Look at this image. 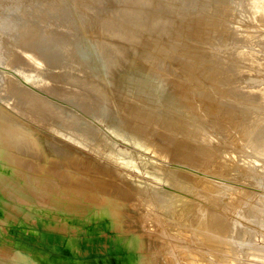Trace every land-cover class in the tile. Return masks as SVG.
<instances>
[{
    "label": "rangeland",
    "instance_id": "1",
    "mask_svg": "<svg viewBox=\"0 0 264 264\" xmlns=\"http://www.w3.org/2000/svg\"><path fill=\"white\" fill-rule=\"evenodd\" d=\"M127 1L126 0H0V131H1L0 132V165L4 164L7 166H11V163H9L6 160V155L10 156L13 166H15V164H16V160H14L15 158L19 161H27V162L31 161L35 158L36 162H39L43 165H45V164L49 165L52 163L50 161V159L58 158L60 154H66L68 152H70L71 154H77V153L79 155L81 154L82 157L84 156L83 158L90 161L92 159V154H90V152H89L90 150L88 149V145L86 146L85 142H87V140L82 138V139H78V141H77L78 137L76 134H74L77 132L82 133L84 135H87L86 137L88 138L89 133H90L89 138H91V137L92 138L91 139L88 138L89 140H88L87 144L91 145V144H95V143L97 144V143L101 142L102 144L107 143L106 145L108 146L109 149H112L113 147H114L113 150L114 149L115 150L120 149L119 151H121V153H122L121 154L122 158L119 159V162L124 167L127 165L126 169L128 170V172L123 170V168H121V169L119 168V170L121 172H123L124 174L126 173L127 177L133 176L130 178L131 179H133V178L138 179V181L143 185V187L148 189V191H149V188L151 186H154V187H157L159 190H161L163 188V189L169 191L168 194H172L169 196H173V192H175L174 195L179 194V193H180L179 195H181V196L187 195L186 197L191 198L195 201H199L200 205L202 206V207L200 206L202 208V211L208 210L209 213H211L210 216H207V219L210 218L211 220H219V223L223 224V229H222L223 233L224 234L227 233L225 235L226 240H225V242H223V241L220 242L221 243L220 245H218L219 244L218 243L217 246H215L216 249H215V247H213L214 251L212 249H209L211 247H205V246L202 247V245L195 244V243H197L195 236H191V243L188 241H182L179 244L180 246L187 248L186 250H184L185 253L186 252L189 253V252L193 251L191 253L192 254L191 257L192 256L193 257L190 259L195 261L196 264H264V144H263V142H264V110H261V109H264V102H263L264 100H262L264 98L263 97L264 96V90H263L264 89V87H263V84H264V36H262V35H264V30L262 31V29L261 30L259 29V28H262L261 25H263V27H264V7H262V6H264V3L261 2L263 0H251V1L250 0H246V1L245 0H226V1L224 0L223 2H222V0H215V2H214V0H209V1L208 0H134V1L133 0H127ZM218 1L220 3H218ZM227 2H229V3H227ZM221 3H223L222 6H224V8L221 6ZM224 3H226V4L224 5ZM170 4L172 7L170 6ZM213 4H215V5L217 4L216 5L217 7L219 6V8H217V9H218V11H221V13L217 12V9H216V7H214L215 5H213ZM228 4H231V5H228ZM165 6H167V7H165ZM212 6L214 7V9ZM228 6L230 9L232 7L233 10L232 9L229 10V8H227ZM234 6H235V8H234ZM253 6H254V8H253ZM210 7H212V8H210ZM257 7H259V8H257ZM170 8H171V10H170ZM173 9H174V11H173ZM212 9L214 10V14H213V11H211L212 13L210 12V10H212ZM215 9H216V11H215ZM225 9L227 10V12L225 11ZM85 10H86V12H85ZM199 10H201V11H199ZM253 11H255L257 14L256 13L254 14ZM258 11L261 13H259ZM183 12H185V13H183ZM187 12H189V13H187ZM215 12H217V13H215ZM223 12H225L224 15H223ZM229 12H231V13H229ZM251 12H253V13H251ZM176 13H177V15H176ZM208 13L210 14V16L213 15L212 16L213 18L210 16L208 17V15H209ZM227 13H228V15H226ZM191 14L193 15V18H192L193 20L191 18L189 19V17H188V16L192 17ZM195 14L199 15V17H202V20L204 19V21H202V22H203V24H205V23L207 24V25L205 24V27L209 26V28H207V30L209 32H211L213 30L212 33L215 35H213L212 33H210V34L213 35V38L215 37L214 38L215 40L213 39L214 43L211 40L212 36L209 33H207L208 31L206 32L207 35L205 34V37H203L205 40L201 39L200 42H199V40L196 41L197 39H195L192 36L191 32L194 30V26H196V23H195L196 21H194V20L196 17H198V16L195 17L194 16ZM220 14H222V15H220ZM216 15H218V17ZM253 15H255V16H253ZM260 16H261V19L259 18ZM249 17H252L254 19L251 20ZM187 18L190 21L187 20ZM210 18H212V19H210ZM218 18H220V19H218ZM225 18H227V20ZM257 18H259V19H257ZM213 19H215V21H216V19H218V21L215 22ZM219 20L222 22H219ZM186 21H189V22H186ZM207 21H209L210 23H208ZM225 21H227V22H225ZM239 21H240V23H239ZM245 21H247V22L249 21L251 24L249 22L247 23ZM105 22H106V24H105ZM151 22H153V23L151 24ZM191 22L193 23V25ZM252 22H254V24ZM258 22H260V24ZM99 23H100V25H99ZM186 23L187 24L191 23L188 25H192V26H188V25H186ZM217 23H218V26L220 27L219 30H218V26H216ZM228 23H230V24H228ZM255 23H258V24H255ZM212 24H213V28H212ZM236 25H238V26H236ZM224 26H226V28H223ZM185 27H186V30L184 29ZM189 27H190V29H189ZM242 27H244V28H242ZM179 28H181V30ZM222 28H223V31L221 30ZM107 29L109 30V32H105ZM244 29H248V32L250 31V33H253L255 35L251 34L252 35L251 36L250 33H248L247 30H244ZM252 30H254V31H252ZM113 31H115V32H113ZM145 32H146V34H145ZM222 32L223 33L225 32V34H223ZM228 32H231V34ZM189 33H191V34L189 35ZM221 33H222V35H221ZM93 34H94V36H93ZM112 34H114V35H112ZM218 34L221 35L223 37V39H220L222 37L218 36ZM228 35L230 38L228 37ZM232 35H234V36H232ZM122 36H124V37H122ZM129 36H130V38H129ZM148 36L157 39V41H159L163 46L165 45L164 47H166V49L168 50V54H169L168 60L162 59V58H164V56H158L155 59V60L158 59L157 60L158 62H156V61H153L154 59L152 57L151 58L153 60L150 58V56H152V55H150L149 57H147V59H145L146 58L145 54H147V52L149 50L148 49H147L148 51L146 50L147 46L144 47L143 49H141V47H142V45L145 46L144 45V42H145L144 39H146V37L149 38ZM188 36L189 37L191 36L190 39ZM206 36H208V37H206ZM224 36H226V38H224ZM237 37H239V38H237ZM125 38L127 39V41ZM254 38H256V39H254ZM217 39H219V41ZM186 40H188V41L191 40V42L189 41L190 42L189 43ZM216 40L218 42H221V43H216L217 42ZM225 40L226 41L228 40V41L226 42ZM137 41H139V42H137ZM142 41H143V43H142ZM194 41H196L195 42L196 44L194 43ZM199 43H200V45H199ZM212 43L214 45L215 44L216 45L213 46ZM225 43H227L228 45ZM231 43L233 46L231 45ZM188 45H189V48H188ZM204 45H206V46H204ZM209 45H211L213 48H210ZM195 47H198V48H195ZM202 47H204V48H202ZM225 47L227 49L231 47V49H228L230 52L227 49H225ZM28 48H29V50H28ZM201 48L203 49V51ZM206 48H208V49H206ZM235 48L238 51L235 50ZM233 49H234V55H233V53H231V50L233 51ZM208 50L210 52L209 54H213V52H216V51H218L219 53L221 52V53L220 54L215 53L213 55L206 56V54L208 55V52H207ZM211 50H212V52H211ZM221 50H224V52H223L224 54L222 53ZM197 51H199V52H197ZM242 51H246L247 55L243 54L245 52H242ZM141 52L142 53L145 52L144 55ZM192 52H194L196 55ZM239 52H240L239 56L242 54V56L240 58L237 55ZM249 52H250V55H249ZM226 53H229L230 55L232 54L231 56L232 57L235 56V57L232 58L231 56H229L227 54V56L230 57V59L225 58V57H227L225 55ZM141 54L143 55V58L142 57L140 58V56H142ZM148 54H150V53L148 52ZM214 55H216V56L214 57ZM217 55H220L222 57V59H220L221 57H219ZM224 55H225V57H223ZM248 55L250 57H247V59H246V56H248ZM32 56H33V58H32ZM199 56H201V57L199 58ZM211 56H213L216 59V63L213 64V68L211 65H212V63L215 62V59H213ZM160 57H162V58H160ZM206 57L209 61L207 59H205ZM237 57L239 59H237ZM13 58H15V59H13ZM224 58L227 59V61L231 60L229 62V65L228 64L225 65V63H228V62ZM252 58H254V59H252ZM21 59H23V60H21ZM142 59H143V61H141ZM204 59L206 60V62H204L205 61ZM210 59H211V61H210ZM217 59L218 60L220 59V61L222 60L221 63L222 62L223 63L221 64L220 61L219 62L217 61ZM223 59L226 62L223 61ZM240 59H242V60H240ZM250 59L252 61H250ZM20 60H21V62H20ZM36 60H38V61H36ZM149 60H151L152 62ZM232 60L233 61L235 60L234 63L232 62ZM243 60L245 62H246V60H248V61H247V63H245ZM260 60L261 61L263 60V61L261 62ZM236 61H238L240 63L236 64L237 63ZM141 62H143V63L145 62V64H142ZM251 62L252 63L255 62V63L252 64ZM147 63L148 64L150 63L149 66H146V65H148ZM178 63H180L179 65H183L187 68H190L189 70H191V71L192 70L196 71V73L198 75L200 73L202 76L201 77L202 80H205V78H207V75H209V73H211L212 71H216V69H217V71L219 69H221V71H225L226 67L229 69L230 68L229 66H232L229 69V72L232 71L233 75L231 74V72L230 73L227 72L228 69H226L227 71L225 72V74L223 72H220V70H219V72L221 74L223 73L222 75L224 77L222 79V81L224 80V82H222V83H224L223 84L224 86L226 84V87H228V88H226L220 84V88L223 89L224 91L222 92L220 90V92L218 94L214 93L213 97L215 98L214 104L216 105V107H218L219 109L221 107L224 110H228V111H231V112L236 114L235 118H234V122H235L234 128H232V129L227 128L221 122L222 120L220 118L216 117L217 116L216 111L212 112L209 109V107L204 104V102H205L204 100H206L208 96H212L211 95L212 92H211V90L208 89V87L205 88L206 85H204L203 83H199V81H196V79L188 78L189 80L188 79L186 80L187 81L186 86H188V87L181 88V89H183L182 92L175 91V83H173L174 81L172 78V74L174 77L175 73L171 70H168V69H176ZM188 63H189V65H188ZM243 63H245V64H243ZM169 64H171V65H169ZM214 65L215 66L220 65L221 67L216 66V68H215ZM247 65H249V66H247ZM152 66H154V67H152ZM190 66H192V67H190ZM208 66H209V68H208ZM233 66H234V68H233ZM235 66L236 67L239 66V67L236 68ZM241 66L244 68V70H241V69H243V68H241ZM255 66L257 68H255ZM149 67H150V69H149ZM151 67L153 68L152 70H151ZM248 67H250V68H248ZM154 68H156V70ZM210 68H211V70H210ZM239 68H241V69H239ZM245 68L246 69L248 68L249 71H248V69L246 70ZM206 69H208L210 72H206ZM203 70H205V71H203ZM245 70L247 71L246 73H245ZM167 71L168 72L170 71L171 75H168ZM235 72H236V74H238L237 76H235L236 75ZM228 74H231V75H228ZM156 75H158V76H156ZM8 76H11V77L9 78ZM94 76L95 77L98 76L104 82H106V87L108 89L109 98L112 97L113 92L119 93V91L121 92V93H119L120 96L125 95L127 93V94H129L130 97L131 96L133 97V96L137 95L138 93H143L146 96L147 101L149 100V104L151 103L155 107H158V109H156V110L157 111L159 110V112L155 111V116L158 118V122L162 123L161 126H163V124H166V126L164 127L165 129L170 128V125L172 123V120H171L172 115L170 112L172 105L174 106L175 103H177V102H181V103H185V104L187 102H189L190 106H192V107L195 105H198V104L201 105V107L198 106L199 108L197 110H195L196 112L199 113L200 119H198V122L203 124V126L206 125L205 129H206V131H208V133L211 132L210 133L211 137H215V139L219 140V143H218L219 145H218L217 149H221V151L223 152L222 156L224 158H226V160H227L226 162L228 163V165L232 164L229 166L230 171H228V172H224L220 168H215L217 170L215 174L210 173L211 175L210 174L206 175V177H205L206 179H204V180H208L211 182L213 192H211V189L206 187V184L205 183L203 184L202 182L200 183V185L198 183H196L197 184L196 186L195 185H193L194 187L192 186L193 190H194V192L191 193L192 195L182 193V192H177L174 190L172 191L170 188L168 189V186H165L164 181H163V176L165 174L164 170H166V169H164V167L162 165H160L159 161L152 159V157H154L153 156L154 153H151L150 151L147 152L142 147H139L136 144H132L131 138H130L132 134H130V132H128L127 126L125 125L122 118L117 117L118 112L112 106L111 101H109L106 97L105 98L102 97V99H101V95H99V93H98L99 92L98 88H97L98 91L95 90V88L98 87L99 85L97 83L95 84V82H93L94 80L92 79V77H94ZM228 76H229V78H228ZM231 76H234V78ZM254 76H255V78H254ZM53 77H55V78H53ZM226 77L228 78L227 80H226ZM43 78H45V81ZM46 79L48 81H49V79H51L52 81H53V79H55L54 83L55 84L57 83L56 84L57 87L61 86V87H58L61 89V91H64L66 89V91H68L70 93V95H75L76 92L78 91V89H80V88L83 89L86 86L88 88L87 89L85 88L83 90H88L87 92L90 93V95L92 94L90 97L91 99L88 98L89 99L88 100L87 98H80V100H78L79 99L78 97H77L78 99L75 97L72 98V96L70 97V95L64 97V98H66V99H64L63 97L61 98V96H57V95H54L52 93L51 94L49 93V95H48L47 93L50 92L49 90L46 91L47 89L43 90V88H41V86H39V85L35 86L34 85L38 82L40 83V80H42L41 81L42 83H40V84H42V85L46 84V83L48 84ZM167 79H169V80H167ZM231 79L232 80L235 79V80L229 81ZM90 80H92V81H90ZM191 80H192V82H191ZM238 80H240V81H238ZM56 81H58V82H56ZM79 81L80 82L85 81L81 87H80V84L82 82L79 84V87H78ZM88 81H90V82L88 83ZM155 81H156V83H155ZM24 82L28 85H26ZM235 82H236V84L242 82L241 85H243V84H244L243 86L246 85L245 87H246L247 92H245V87L243 88V86H242L240 88L238 86V84L235 86ZM7 83H8V85L9 84L13 85V83H15L16 85L19 84L18 86L24 90L19 91L20 95H18V97L14 98V97H12V94H14V93L11 91V88H9L8 85L6 86ZM90 83L91 84L93 83V84L90 86ZM142 83L145 84V86L142 85ZM76 84H77V86H75ZM184 84H185V82H184ZM200 84H202L203 86ZM227 84L230 86H227ZM25 85L28 87H25ZM95 85H98V86H95ZM260 85L262 87V90H260L261 89ZM13 86L16 87L15 85H13ZM32 86L34 88H32ZM143 86H144L143 90L140 91V88H142ZM194 86H195V88H194ZM222 86L224 88H222ZM249 86H251V88ZM256 86H259V87H256ZM38 87H40V89H38ZM77 87H78V89H77ZM90 87L94 90H92ZM110 87H112V88H110ZM124 87H125V89L126 88L127 89L125 90ZM230 87H233V88H230ZM189 88L191 91L189 90ZM238 88H240V89H238ZM249 88L250 89L253 88L250 91V93H249ZM6 89H7V91H6ZM25 89H26V91L28 90L29 93L31 92L30 90L34 89V91H32L30 93L31 97H32L33 93L36 92V93H38L36 95H38V96L40 95V97H41L43 94L44 100H45V98L48 100L44 101V100H42L43 99L42 97L40 98V97H36V96L32 97L33 99H35L34 101L31 97H30L31 98V100H30L28 95L26 97V93L28 91L26 92ZM122 89H124V91ZM193 89H195V90H193ZM233 89H235L237 92L236 91L233 92L234 91ZM241 89H243V90H241ZM257 89H258V91H257ZM115 90L116 91L118 90V92H116ZM131 90H133L134 92ZM192 90L194 92H192ZM229 90H230L231 96H230V94L228 95ZM255 90L259 93H257ZM5 91L7 93H5ZM8 91H10V92H8ZM70 91H72V92H70ZM93 91H95L94 95H93ZM238 91H240V92L244 91V93L243 92L242 93L244 95L246 93V96L242 95V93H239ZM68 92H66V93L68 94ZM128 92H130V93H128ZM232 92H233V94H232ZM251 92H252V95H251ZM96 93H97V95H96ZM183 93L185 95L187 94L186 95L187 98L185 97V95ZM260 93H261V95H260ZM98 95L100 96V98ZM226 95H228L227 97L229 99L226 98ZM236 95H240V96H236ZM248 95H251L252 97L249 96V98H248ZM173 96L174 97L176 96V97L174 98ZM199 96H201V97H199ZM260 96H262V97L259 98ZM55 97H59V98H55ZM235 97H237V99L239 97H241V98H243V100L240 98V99H238L239 101H237V99ZM37 98H40L39 99L40 101ZM96 98L100 99V100H96ZM118 98L120 99V97H118ZM176 98H177V100H176ZM18 99H19V102H22V103H19L17 101ZM28 99L30 100L29 102H28ZM81 99L86 100V101L85 100L83 101V102H85V103H83V104H85L84 107L83 106L80 107L81 102H82ZM111 99H113V97ZM15 100L19 103L18 105H16L17 103L15 104ZM36 100H38L41 105L39 103H37V105H36L35 104ZM90 100H91V102H90ZM174 100H175V102H174ZM259 100H262V101H260L261 104L259 103ZM32 101H33V103H31ZM72 101H73V103H71ZM76 101H77V103H76ZM155 101H157V102H155ZM158 102H159V104H158ZM11 103H13V104H11ZM162 103H164V104L162 105ZM242 103H243V105L246 104L245 105L246 107L240 106V105H242ZM32 104H34V105H32ZM236 104H237L238 108H237ZM43 105L45 106L46 110L44 109ZM47 105L48 106L50 105V106L46 107ZM75 105L76 106L79 105V108L76 107ZM31 106H36V108L38 106H40L39 108H37L40 112H42L43 110L48 111L47 114L44 111L45 112L44 115H46V116L48 115L46 118L47 119H49L50 117L51 118L53 117V118L49 119L50 122L47 119H45V120L49 122L50 126L53 125L54 127L52 128V127L42 126L41 130H37V128H35L34 126L31 127V125L28 124L26 118L23 117L22 115H19V108L23 107L24 108L23 110L25 111V110H28V108ZM95 107H97V108H95ZM104 107L105 108L107 107V108L104 110ZM257 107H258V109H257ZM40 108L43 110H41ZM50 108L53 111L52 113L49 112V111H51ZM84 108H86V109H84ZM259 108H261V109L259 110ZM82 109L85 110V112ZM88 109L90 111V114H92V115L89 114ZM235 109H236V111H235ZM238 109H239V112H238ZM244 109H245V111H244ZM66 110H68V111H66ZM95 110H97L96 113L99 116L96 115ZM54 111H56L57 114H56V112L54 113ZM187 111H190V110L187 109ZM86 112L88 114L87 116H86ZM93 112L95 114H93ZM165 112L167 113V116H166ZM252 112H254V113H252ZM42 114H43V112H42ZM50 114H52V116ZM54 114H56V115H54ZM247 114H249V116ZM250 114H251V116H250ZM57 115H59V116H57ZM60 116L62 117L61 119H60ZM201 119H202V121H201ZM246 119H248V120H246ZM103 120H105V121H103ZM165 120H166V122H165ZM52 121H53V123H52ZM6 122H8V123H6ZM48 122H46V124H48ZM240 123L242 125L243 124L244 125L242 126ZM2 125H3V127H2ZM5 125H6V128H5ZM207 126H209V129L207 128ZM224 127H225V130H224L225 132L223 131ZM2 128H4V130ZM86 128H91V130L86 129ZM220 128H221V130H220ZM44 129H45V131H44ZM74 129H76V130H74ZM79 129H82L83 131L81 130V132H80ZM85 130H87V132L89 131V133L85 132ZM99 130H100V132H99ZM231 132H233V133H231ZM235 132H236V135H234ZM237 133H239V135H237ZM73 134L76 135L75 136L76 138L74 137ZM82 134H81V137H82ZM65 135H66V137H65ZM84 135H83V137H84ZM99 136L101 138L102 137L103 138L101 139ZM105 138H108V139H105ZM239 138H240V140H239ZM72 139L73 140L75 139V140L73 141ZM171 139L174 141L173 138H171ZM226 139H227V141H226ZM100 140H102V141H100ZM103 140H105V141L103 142ZM205 140L208 141L207 136L202 137L200 144L205 145L206 144ZM237 141H239L240 143ZM259 141L262 145L259 144ZM256 145H258V146H256ZM230 146H231V148H230ZM236 146L239 148V150ZM56 147H57V149H56ZM222 149H224L225 151ZM41 151H42V153H41ZM232 160H233V162H232ZM235 162H236V166H235ZM60 165L61 164L55 165V163H54L52 166H54V167L56 166V168L58 167V168H60V170H62L64 167H63V165L62 166H60ZM23 167H21V169H23V171H24V174H23L24 177H23V175H20L19 176L20 178L15 176V174L12 176L11 172L4 174L0 170V182H1V184H0V206L2 207L0 209L4 210V212L2 211V213L0 214V244H1L0 245V251H1L0 252V264H9V263L10 264H23V263H20L19 261H17V262L13 261L14 251L18 248L15 247L16 240L13 236L14 234L11 233V231H10L11 230V227H10L11 222L15 223V221L12 220L11 216L14 215V217L15 216L18 217L15 207L22 206V204L19 203V200H17V199H19V195H20L19 192H21L23 189H25L24 186H22L23 185L22 180H23V178L25 179V177H27L28 172ZM169 168H170V170H172V168H175V167L170 166ZM160 169L163 171H160ZM177 169H180V168H177ZM25 171L27 173H25ZM243 171H245V172H243ZM29 172H31V171H29ZM209 172H213V171L209 170ZM32 173L33 172H31L30 174H32ZM149 173H151V174H149ZM188 173H190V172H188ZM246 173L248 174L247 176L245 175ZM155 174L157 175V178H156ZM195 175H197V174H195ZM217 177H218V179H216ZM236 180H238V181H236ZM151 181H153V182H151ZM8 182H10V183H8ZM198 182H200V181H198ZM202 185L203 186L205 185V186L203 187ZM4 186H6V187H4ZM20 187H22L23 189ZM201 187H202V190H201ZM196 188H198V189H196ZM6 189H8V190H6ZM3 190H4V192H3ZM1 192H2V195H1ZM200 193H202V195ZM211 193H214L213 199H212V197L210 198ZM9 194H12V195L10 196ZM176 196H178V195H176ZM191 196H194V197H191ZM203 200H205V201H203ZM208 200L209 201L215 200V201H213V204L212 203L209 204ZM229 200L231 202V205H230ZM5 203H7V204H5ZM232 204H236V205H232ZM10 205L13 207V211L11 210L12 207ZM232 206H234V207H232ZM232 208L233 209L237 208L235 210L236 212L234 210H232ZM212 209L214 211H211ZM159 211H156L155 213L156 214L159 213L158 215H160ZM216 211H218V212L216 213ZM238 211H240L241 213ZM212 214H213V216H212ZM7 216H8V219H7ZM217 216H218V218H217ZM223 217H225V218H223ZM219 218L221 219V221ZM243 218H244V220H243ZM227 222H229V223L227 224ZM231 222H232V224H231ZM101 223H102V228H101L100 232L102 235V234H105V231H103V225H106L109 222H105V224L103 222H101ZM34 224H35V220H33L31 222L30 226L34 225ZM89 226H90L89 228H92L94 225L90 224ZM28 228H29V226L26 227V230H28ZM30 228H29V230H30ZM153 228H155V226H153ZM82 230H84V232ZM155 230H157V229H155ZM158 230H160V229H158ZM240 231L242 234L239 233ZM85 232H86L85 229H80V228H74V229L71 228L70 231L64 230V233H66L68 236V238H67L68 241H70L69 239H71V241L69 243L71 244L72 249L74 251L79 252V247L85 241L84 235H83ZM95 234H97V232ZM230 235H232V236H230ZM1 236H2L3 240L1 238ZM88 236H90V235H88ZM93 237H94V234L91 235L89 238H93ZM11 243H12V245H11ZM6 246L7 247L11 246V247L6 248ZM219 246H221V248ZM224 248H225V250H222ZM7 249H9L10 251ZM7 251H8V253H7ZM184 251H183V253H184ZM198 252L201 255H198ZM3 253H5V254H3ZM185 253H184V255L183 254L181 255L182 257L177 256L176 257L177 260H175V259L174 260L175 261L180 260L179 261L180 264H186L185 260L180 259V258H184V259L189 258V257H186V255L188 253H186V254ZM2 255H5V256H2ZM206 258H207V260H204ZM220 258H222V259L220 260ZM2 259H5V261L6 260L7 261L5 262ZM73 259L74 258L69 259L68 257H66V264H68L69 260L73 261ZM9 260H10V262H9ZM1 262H3V263H1ZM40 264H41V262H40ZM42 264H46V263H42Z\"/></svg>",
    "mask_w": 264,
    "mask_h": 264
},
{
    "label": "bare ground",
    "instance_id": "2",
    "mask_svg": "<svg viewBox=\"0 0 264 264\" xmlns=\"http://www.w3.org/2000/svg\"><path fill=\"white\" fill-rule=\"evenodd\" d=\"M127 1V0H126ZM134 1V0H133ZM209 1V0H208ZM224 0H222L223 2ZM226 1V0H225ZM246 1V0H245ZM251 1V0H250ZM249 1V2H250ZM264 1V0H263ZM263 1H261L262 3H264ZM128 2V1H127ZM164 2V1H163ZM171 2V1H170ZM215 2V0H214ZM259 2V1H258ZM88 3V2H87ZM144 3V2H143ZM217 3V2H216ZM218 3H220L218 1ZM217 3V4H218ZM229 3V2H227ZM203 4V3H202ZM216 4V5H217ZM223 3H221L222 6ZM226 3H224L225 5ZM160 5V4H159ZM168 5V4H167ZM205 5V4H204ZM215 5V4H213ZM214 6L217 8H219V6ZM231 5V4H228ZM238 5V4H237ZM253 5V4H252ZM77 6V5H76ZM126 6V5H125ZM171 6V4H170ZM202 6V5H201ZM260 6V5H259ZM262 6V5H261ZM167 7V6H165ZM172 7V6H171ZM213 7V6H212ZM210 7V8H212ZM213 7V9H214ZM224 8V6H222ZM221 7V8H222ZM226 7V6H225ZM231 7V6H230ZM264 7V6H262ZM261 7V8H262ZM182 8V7H181ZM229 8V6L227 7ZM235 8V6H234ZM254 8V6H253ZM252 8V9H253ZM259 8V7H257ZM204 9V8H203ZM210 10L213 11L214 14V10ZM215 9V11H216ZM232 9V7H231ZM229 8V10H231ZM171 10V8H170ZM180 10V9H179ZM221 10V9H220ZM224 10V9H223ZM233 10V9H232ZM236 10V9H235ZM261 10V9H260ZM174 11V9H173ZM184 11V10H183ZM201 11V10H199ZM225 11L227 12V10L225 9ZM251 11V10H250ZM86 12V10H85ZM128 12V11H127ZM132 12V11H131ZM139 12V11H138ZM166 12V11H165ZM170 12V11H169ZM182 12V11H181ZM217 12L221 13V11ZM215 12V13H217ZM234 12V11H233ZM254 14L256 13L255 11H253ZM251 12V13H253ZM259 12V11H258ZM162 13V12H161ZM185 13V12H183ZM189 13V12H187ZM201 13V12H200ZM212 13V12H211ZM225 12H223L224 15ZM231 13V12H229ZM247 13V12H246ZM261 13V12H259ZM181 14V13H180ZM194 14V13H193ZM203 14V13H202ZM201 14V15H202ZM209 14V13H208ZM257 14V13H256ZM142 15V14H141ZM177 15V13H176ZM192 15V14H191ZM205 15V14H204ZM219 15V14H218ZM218 15H216L218 17ZM222 15V14H220ZM228 15V13L226 14ZM225 15V16H226ZM171 16V15H170ZM188 16V15H187ZM195 20L196 21V26H194V30L191 32L192 36L197 39L196 41L201 39H204L203 37H205V34L207 35V33H212L213 30L209 32L207 30L208 27H205V24H203L202 21H204V19L202 20V17H199V15L195 14L194 15ZM207 16V15H206ZM205 16V17H206ZM210 16V14L208 15V17ZM213 16V15H212ZM210 16V17H212ZM247 16V15H246ZM255 16V15H253ZM121 17V16H120ZM138 17V16H137ZM172 17V16H171ZM180 17V16H179ZM189 19L193 18L188 16ZM207 17V18H208ZM216 17V18H217ZM223 17V16H222ZM133 18V17H132ZM161 18V17H160ZM168 18V17H167ZM170 18V17H169ZM213 18V17H212ZM210 18V19H212ZM234 18V17H233ZM247 18V17H246ZM251 20H253L254 18L249 17ZM261 19V16L259 17ZM257 18V19H259ZM187 18V20H189ZM220 19V18H218ZM218 19H213L215 22L218 21ZM224 19V18H223ZM227 20V18H225ZM248 19V18H247ZM263 19V18H262ZM193 20V19H192ZM191 20V21H192ZM229 20V19H228ZM249 20V19H248ZM95 21V20H94ZM183 21V20H182ZM190 21V20H189ZM186 21V22H189ZM193 21V22H194ZM206 21V20H205ZM224 21V20H223ZM230 21V20H229ZM257 21V20H256ZM255 21V22H256ZM97 22V21H96ZM208 23H210L209 21H207ZM212 22V21H211ZM219 22H222L219 20ZM218 22V23H219ZM227 22V21H225ZM247 22V21H245ZM249 22V21H248ZM247 22V23H248ZM103 23V22H102ZM116 23V22H115ZM134 23V22H133ZM137 23V22H136ZM153 22H151L152 24ZM192 23V22H191ZM188 23V24H191ZM214 23V22H213ZM218 23L216 24V26H218ZM224 23V22H223ZM232 23V22H231ZM236 23V22H235ZM240 23V21H239ZM250 23V22H249ZM254 24V22H252ZM260 24V22H258ZM255 23V24H258ZM97 24V23H96ZM95 24V25H96ZM106 24V22H105ZM112 24V23H111ZM186 23V25H188ZM230 24V23H228ZM251 24V23H250ZM100 25V23H99ZM108 25V24H107ZM122 25V24H121ZM141 25V24H140ZM193 25V23H192ZM192 25H188V26H192ZM207 25V24H206ZM215 25V24H214ZM224 25V24H223ZM235 25V24H234ZM240 25V24H239ZM123 26V25H122ZM134 26V25H133ZM179 26V25H178ZM238 26V25H236ZM256 26V25H255ZM262 28H259L260 30L262 29V31L264 30L263 25H261ZM109 27V26H108ZM232 27V26H231ZM235 27V26H234ZM240 27V26H239ZM245 27V26H244ZM242 27V28H244ZM259 27V26H258ZM95 28V27H94ZM127 28V27H126ZM212 28H213V24H212ZM211 28V29H212ZM215 28V27H214ZM219 26H218V30H219ZM223 28H226V26H224ZM223 28L221 29L223 31ZM228 28V27H227ZM237 28V27H236ZM241 28V27H240ZM118 29V28H117ZM181 30V28H179ZM186 30V27L184 28ZM190 29V27H189ZM188 29V30H189ZM231 29V28H230ZM239 29V28H238ZM255 29V28H254ZM92 30V29H91ZM145 30V29H144ZM150 30V29H149ZM148 30V31H149ZM226 30V29H225ZM234 30V29H233ZM240 30V29H239ZM247 30L248 29H244ZM101 31V30H100ZM208 31V32H207ZM231 31V30H230ZM243 31V30H242ZM254 31V30H252ZM96 32V31H95ZM105 32H109V30L107 29ZM112 32V31H111ZM115 32V31H113ZM159 32V31H158ZM174 32V31H173ZM189 32V31H188ZM207 32V33H206ZM219 32V31H218ZM217 32V33H218ZM232 32V31H231ZM231 32H228L231 34ZM127 33V32H126ZM183 33V32H182ZM189 33V35L191 34ZM216 33V34H217ZM223 33V32H222ZM221 33V35H222ZM240 33V32H239ZM238 33V34H239ZM242 33V32H241ZM246 33V32H245ZM244 33V34H245ZM250 33V31L248 32ZM107 34V33H106ZM131 34V33H130ZM144 34V33H143ZM146 34V32H145ZM184 34V33H183ZM188 34V33H187ZM213 34V33H212ZM210 34L212 36V41L213 39V35L215 34ZM225 34V32L223 33ZM253 33H250V35ZM100 35V34H99ZM110 35V34H109ZM114 35V34H112ZM158 35V34H157ZM156 35V36H157ZM181 35V34H180ZM218 34V36H221ZM237 35V34H236ZM242 35V34H241ZM249 35V34H248ZM255 35V34H253ZM94 36V34H93ZM107 36V35H106ZM120 36V35H119ZM127 36V35H126ZM125 36V37H126ZM133 36V35H132ZM136 36V35H135ZM151 36V35H150ZM209 36V35H208ZM206 36V37H208ZM217 36V37H218ZM231 36V35H230ZM234 36V35H232ZM252 36V35H251ZM250 36V37H251ZM264 36V35H262ZM111 37V36H110ZM124 37V36H122ZM142 37V36H141ZM149 37V36H148ZM175 37V36H174ZM184 37V36H183ZM189 37V36H188ZM191 37V36H190ZM189 37V39H190ZM192 37V38H193ZM222 37V36H221ZM229 37V35H228ZM256 37V36H255ZM128 38V37H127ZM130 38V36H129ZM133 38V37H132ZM145 38V37H144ZM143 38V39H144ZM193 38V39H194ZM220 38V37H219ZM224 38H226V36H224ZM230 38V37H229ZM239 38V37H237ZM245 38V37H244ZM253 38V37H252ZM115 39V38H114ZM124 39V38H123ZM122 39V40H123ZM126 39V38H125ZM139 39V38H138ZM192 39V40H193ZM220 39H223L220 38ZM256 39V38H254ZM97 40V39H96ZM144 45H142L141 49H143L144 47H146V50L150 53L145 54L146 58L149 57L153 60L158 62L156 59V57L158 56H164V58L162 59H167L168 60V50L166 49V47H164L159 41H157V39L149 37L146 39H144ZM185 40V39H184ZM205 40V39H204ZM215 40V39H214ZM219 41V39H217ZM216 40V41H217ZM231 40V39H230ZM258 40V39H257ZM121 41V40H120ZM127 41V39H126ZM188 41V40H186ZM191 42V40H189ZM188 41V42H189ZM194 41V43L196 42ZM216 42V43H221V42ZM226 41V40H225ZM228 41V40H227ZM226 41V42H227ZM234 41V40H233ZM238 41V40H237ZM241 41V40H240ZM244 41V40H243ZM139 42V41H137ZM141 42V41H140ZM189 42V43H190ZM205 42V41H204ZM208 42V41H207ZM210 42V41H209ZM133 43V42H132ZM131 43V44H132ZM143 43V41H142ZM187 43V42H186ZM214 43V41H213ZM212 43V44H213ZM229 43V42H228ZM252 43V42H251ZM250 43V44H251ZM103 44V43H102ZM135 44V43H134ZM133 44V45H134ZM141 44V43H140ZM196 44V43H195ZM208 44V43H207ZM210 44V43H209ZM211 44V45H212ZM224 44V43H223ZM227 44V43H225ZM235 44V43H234ZM246 44V43H245ZM258 44V43H257ZM137 45V44H136ZM190 45V44H189ZM188 45V48H189ZM198 45V44H197ZM200 45V43H199ZM211 45H209L210 48H213ZM216 45V44H215ZM213 44V46H215ZM218 45V44H217ZM222 45V44H221ZM228 45V44H227ZM230 45V44H229ZM232 45V43H231ZM255 45V44H254ZM191 46V45H190ZM206 46V45H204ZM233 46V45H232ZM242 46V45H241ZM258 46V45H257ZM130 47V46H129ZM128 47V48H129ZM227 47V46H226ZM225 47V49H227ZM116 48V47H115ZM186 48V47H185ZM198 48V47H195ZM204 48V47H202ZM201 48V49H202ZM217 48V47H216ZM215 48V49H216ZM222 48V47H221ZM256 48V47H255ZM101 49V48H100ZM109 49V48H108ZM208 49V48H206ZM214 49V50H215ZM228 49H231L228 48ZM227 49V50H228ZM246 49V48H245ZM27 50V49H26ZM25 50V51H26ZM29 50V48H28ZM31 50V49H30ZM83 50V49H82ZM124 50V49H123ZM200 50V49H199ZM235 50H237L235 48ZM145 51V50H144ZM193 51V50H192ZM203 51V49H202ZM201 51V52H202ZM222 53L224 52V50H221ZM226 51V50H225ZM229 51V50H228ZM238 51V50H237ZM19 52V51H18ZM24 52V51H23ZM27 52V51H26ZM29 52V51H28ZM146 52V51H145ZM145 52H141L143 55ZM171 52V51H170ZM199 52V51H197ZM206 52V51H205ZM208 55L206 54V56L209 55H213V54H217L219 53L218 51L213 52V54H209V50L207 51ZM212 52V50H211ZM230 52V51H229ZM245 52L243 54H246V51H242ZM241 52V53H242ZM248 52V51H247ZM254 52V51H253ZM31 53V52H30ZM109 53V52H108ZM194 53V52H192ZM203 53V52H202ZM221 53V52H220ZM219 53V54H220ZM231 53H233L234 55V49L233 51L231 50ZM255 53V52H254ZM134 54V53H133ZM141 54V55H142ZM195 54V53H194ZM224 54V53H223ZM227 54L229 56H231L229 53H226L225 55L227 56ZM240 52L237 54L239 56ZM22 55V54H21ZM143 55L140 56V58H143ZM171 55V54H170ZM196 55V54H195ZM198 55V54H197ZM202 55V54H201ZM225 55L223 57H225ZM236 55V56H237ZM247 55V54H246ZM250 55V52H249ZM246 56L250 57V56ZM252 55V54H251ZM255 55V54H254ZM31 56V55H30ZM120 56V55H119ZM139 56V55H138ZM144 56V57H145ZM216 55H214L215 57ZM219 57H221L220 55H217ZM242 56V54L239 56V58ZM245 56V55H244ZM28 57V56H27ZM171 57V56H170ZM198 57V56H197ZM201 56H199L200 58ZM204 57V56H203ZM213 59H215L213 56H211ZM210 57V58H211ZM232 57V56H231ZM235 57V56H234ZM232 57V58H234ZM253 57V56H252ZM31 58V57H30ZM33 58V56H32ZM138 58V57H137ZM139 58V59H140ZM172 58V57H171ZM170 58V59H171ZM209 58V57H208ZM218 58V57H217ZM230 59V57H225ZM224 58V59H225ZM237 57V59H239ZM243 58V57H242ZM15 59V58H13ZM123 59V58H122ZM169 59V60H170ZM173 59V58H172ZM207 59V57L205 58ZM204 59V60H205ZM222 59V57L220 58ZM220 59L217 61L219 62ZM223 61H227V59H225ZM254 59V58H252ZM23 60V59H21ZM20 60V62H21ZM31 60V59H30ZM199 60V59H198ZM201 60V59H200ZM208 60V59H207ZM242 60V59H240ZM257 60V59H256ZM26 61V60H25ZM38 61V60H36ZM143 61V59L141 60ZM148 61V60H147ZM151 61V60H149ZM209 61V60H208ZM211 61V59H210ZM222 61V60H221ZM220 61V63H221ZM225 61V62H226ZM231 61V60H230ZM229 60L227 61L228 63H225L229 65ZM235 61V60H234ZM234 61L232 60V62L234 63ZM244 61V60H243ZM248 60H246L245 63H247ZM250 61H252L250 59ZM249 61V62H250ZM261 61V60H260ZM263 61V60H262ZM261 61V62H262ZM23 62V61H22ZM34 62V61H33ZM124 62V61H123ZM152 62V61H151ZM150 62V63H151ZM186 62V61H185ZM189 62V61H188ZM191 62V61H190ZM206 62V60L204 61ZM214 62V61H213ZM231 62V63H232ZM238 63V61H236ZM248 62V63H249ZM257 62V61H256ZM19 63V62H18ZM142 64H145V62H141ZM149 63V64H150ZM165 63V62H164ZM167 63V62H166ZM212 63V62H211ZM216 63V59L215 62L212 63V68H213V64ZM223 63V62H222ZM221 63V64H222ZM243 63V64H245ZM252 63V62H251ZM255 63V62H253ZM252 63V64H253ZM148 64V63H147ZM146 65V66H149ZM152 64V63H151ZM156 64V63H155ZM154 64V65H155ZM180 63L177 64V68L176 69H168L171 70L175 73V76L173 77L172 74V78H173V83H175V91H179L182 92L184 87H188L186 86V80L188 78H192V79H196V81H199V83H203L204 85H206L205 88L208 87L209 90H211L212 92V96H208L206 100H204V104L206 106L209 107V109L214 112L216 111L217 114V118H220L222 121V123L227 127V128H234V118H235V113L228 111V110H224L223 108L220 107V109L218 107H216V105L214 104L215 102V98L214 93L218 94L220 92V90L223 92L224 90L220 88V84L223 85L224 80L222 81L223 77V73L225 74V72L227 71L226 69H228L226 67L225 71H221L223 72L222 74L219 72V70L217 71H212L211 73H209V75H207V78H205V80H202V76L199 73V75L196 73V71L194 70H189L190 68H187L183 65H179ZM182 64V63H181ZM205 64V63H204ZM218 64V63H217ZM235 64V65H236ZM251 64V65H252ZM171 65V64H169ZM189 65V63H188ZM194 65V64H193ZM192 65V66H193ZM206 65V64H205ZM224 65V66H225ZM233 65V64H232ZM242 65V64H241ZM259 65V64H258ZM158 66V65H157ZM161 66V65H160ZM190 66V67H192ZM215 66V65H214ZM218 67H221L220 65H216ZM215 66V68H216ZM249 66V65H247ZM144 67V66H143ZM154 67V66H152ZM151 67V70L153 69ZM156 67V66H155ZM189 67V66H188ZM230 68L232 66H229ZM236 67V66H235ZM239 67V66H238ZM236 67V68H238ZM246 67V66H245ZM253 67V66H252ZM259 67V66H258ZM8 68V67H7ZM159 68V67H158ZM195 68V67H194ZM209 68V66H208ZM229 68V69H230ZM234 68V66H233ZM241 68H243L241 66ZM239 68V69H241ZM250 68V67H248ZM247 68V69H248ZM255 68H257L255 66ZM254 68V69H255ZM147 69V68H146ZM150 69V67H149ZM156 70V68H154ZM192 69V68H191ZM229 69L227 72H229ZM238 69V70H239ZM246 69V68H245ZM246 69V70H247ZM259 69V68H258ZM163 70V69H162ZM197 70V69H196ZM211 70V68H210ZM236 70V69H235ZM241 70H244L241 69ZM245 70V73L247 72ZM260 70V69H259ZM77 71V70H76ZM205 71V70H203ZM249 71V69H248ZM151 72V71H150ZM206 72H210L208 69H206ZM232 74V71H230ZM229 72V73H230ZM240 72V71H239ZM152 73V72H151ZM154 73V72H153ZM203 73V72H202ZM244 73V74H245ZM5 74V73H4ZM118 74V73H117ZM168 75H171L170 71H167ZM166 74V75H167ZM228 74V75H231ZM236 74V72H235ZM64 75V74H63ZM62 75V76H63ZM94 75V74H93ZM113 75V74H112ZM129 75V74H128ZM233 75V74H232ZM238 74H236L235 76H237ZM110 76V75H109ZM158 76V75H156ZM226 76V75H225ZM9 78L11 76H8ZM50 77V76H49ZM58 77V76H57ZM69 77V76H68ZM91 77V76H90ZM234 78V76H231ZM239 77V76H238ZM23 78V77H22ZM55 78V77H53ZM152 78V77H151ZM169 78V77H168ZM171 78V77H170ZM229 78V76H228ZM226 77V80L228 79ZM252 78V77H251ZM255 78V76H254ZM263 78V77H262ZM45 81V78H43ZM92 79L94 80L93 82H95V84L97 83L98 86L95 88V90H99V95H101V99L103 98H107L109 101H111L112 106L115 108V110H117L118 112V116L119 118H122V120L124 121L125 125L127 126V130L128 132H130L131 135V142L132 144H136L139 147H142L144 150H146L147 152H151L154 153V157H152V159L159 161L160 165H162L164 167L165 174L163 176V181H164V185L168 186V189L170 188L172 191H177V192H182V193H186V194H191L194 192L193 190V185H197L196 183H198L200 185V183L202 182L203 184H206V187L211 189V192H213V188L211 186V182L208 180H204L206 179V175H209L210 173H216V169L215 168H220L222 171L224 172H228L230 171V165H228V163L226 162V158H224L222 156L223 152L221 151V149H217L218 148V143L219 140L215 139V137H211L210 133H208V131H206L205 126H203V124L198 122V119H200L199 117V113L196 112L195 110H197L201 105H195V106H190V103L187 102L185 103H181V102H177L175 103V105L171 107V115H172V123L170 125V128L165 129L164 127L166 126V124H163L158 122V118L155 116V111H157L156 109H158V107H155L153 104H149V100L147 101L146 96L143 93H138L135 96H129V94H125L120 96L119 93H121L119 91V93H112V97L113 99L109 98L108 95V89L106 87V82H104L101 78L97 77H92ZM242 79V78H241ZM8 80V79H7ZM47 80V79H46ZM51 79H49V81L47 80L48 84H40L42 83L40 80V83H36L34 84L35 86L39 85L41 86V88H43V90L47 89L46 91H50L47 94L49 95V93L57 95V96H61V98L69 96L70 93L68 91H66V89L64 91H61L60 88L61 86L57 87V83L55 84ZM60 80V79H59ZM79 80V79H78ZM156 80V79H155ZM158 80V79H157ZM163 80V79H162ZM169 80V79H167ZM189 80V79H188ZM235 80V79H233ZM232 79L229 81H233ZM15 81V80H14ZM39 81V80H38ZM63 81V80H62ZM68 81V80H67ZM92 81V80H90ZM88 81V83L90 82ZM195 81V82H196ZM201 81V82H200ZM228 81V82H229ZM237 81V80H236ZM240 81V80H238ZM8 82V81H7ZM13 82V81H12ZM11 82V83H12ZM58 82V81H56ZM82 82V83H81ZM79 81L78 82V87L80 84V87L82 86V84L85 82L83 81ZM171 82V81H170ZM185 82V84H184ZM192 82V80H191ZM226 82V81H225ZM251 82V81H250ZM10 83V82H9ZM25 83V82H24ZM87 83V84H88ZM137 83V82H136ZM156 83V81H155ZM158 83V82H157ZM162 83V82H161ZM169 83V82H168ZM172 83V84H173ZM198 83V84H199ZM227 83V82H226ZM232 83V82H231ZM230 83V84H231ZM247 83V82H246ZM263 83V82H262ZM22 84V83H21ZM20 84V85H21ZM26 84V83H25ZM93 84V83H92ZM90 83V86L92 85ZM118 84V83H117ZM238 86L241 88L243 85L242 82L241 83H237ZM235 82V86L237 85ZM8 85V83L6 84V86ZM13 85H15L16 87H14ZM9 84L8 87L11 88V91L14 93L12 94V97H18V95H20L19 91H23L24 89H22L21 87H19L18 85H16L15 83ZM23 85V84H22ZM28 85V84H26ZM25 87H28L26 86ZM32 85V84H31ZM108 85V84H107ZM141 85V84H140ZM139 85V86H140ZM142 85L145 86V84L142 83ZM141 85V86H142ZM148 85V84H147ZM160 85V84H159ZM174 85V84H173ZM192 85V84H191ZM202 85V84H200ZM232 85V84H231ZM77 86V84L75 85ZM126 86V85H125ZM144 86L142 88H140V91L143 90ZM161 86V85H160ZM203 86V85H202ZM201 86V87H202ZM224 86V85H223ZM226 87V84L225 86ZM227 86H230L227 84ZM237 86V87H238ZM246 86V85H245ZM243 86V88L245 87ZM77 87V89H78ZM118 87V86H117ZM127 87V86H126ZM129 87V86H128ZM200 87V86H199ZM236 87V88H237ZM251 88V86H249ZM255 87V86H254ZM253 87V88H254ZM259 87V86H256ZM261 87V85H260ZM264 87V84H263ZM31 88V87H30ZM32 88H34L32 86ZM66 88V87H65ZM68 88V87H67ZM85 88L87 89L88 87L85 86ZM83 88V89H85ZM91 88V87H90ZM89 88V89H90ZM112 88V87H110ZM157 88V87H156ZM155 88V89H156ZM193 88V87H192ZM195 88V86H194ZM228 88V87H226ZM233 88V87H230ZM229 88V89H230ZM238 88V89H240ZM249 88V93L250 91L253 89ZM38 89H40V87H38ZM64 89V88H63ZM62 89V90H63ZM82 88L78 89V93L76 92L75 95H70V97L72 96L77 98L78 100H80V98H89L91 99V95L90 93H88V90H81ZM92 89V88H91ZM90 89V90H91ZM119 89V88H118ZM125 89V87H124ZM124 89H122L124 91ZM127 89V88H126ZM125 89V90H126ZM148 89V88H147ZM188 89V88H187ZM248 89V88H247ZM10 90V89H9ZM42 90V89H41ZM40 90V91H41ZM94 90V89H92ZM91 90V91H92ZM97 90V91H98ZM138 90V89H137ZM136 90V91H137ZM190 90V88H189ZM195 90V89H193ZM192 90V92H194ZM228 90V89H227ZM232 90V89H231ZM235 92L236 90L233 89ZM243 90V89H241ZM262 90V87L261 89ZM264 90V89H263ZM7 91V89H6ZM5 91V93H7ZM26 91V89H25ZM28 91V90H27ZM26 91V92H27ZM31 92L34 91L30 90ZM116 91V90H115ZM133 91V90H131ZM130 91V92H131ZM191 91V90H190ZM226 91V90H225ZM256 91V90H255ZM258 91V89H257ZM256 91V92H257ZM10 92V91H8ZM30 92V93H31ZM43 92V91H42ZM41 92V93H42ZM68 92V94L66 93ZM72 92V91H70ZM90 92V91H89ZM93 91V95H94ZM118 92V90L116 91ZM126 92V91H125ZM124 92V93H125ZM128 92V93H130ZM134 92V91H133ZM205 92V91H204ZM232 92V94H233ZM237 92V91H236ZM239 93H244V91ZM245 92L246 91V87H245ZM17 93V94H16ZM19 93V94H18ZM28 93V94H27ZM26 93V97L27 95L29 96V98L31 97V94L29 93V91ZM40 93V92H39ZM92 93V92H91ZM137 93V92H136ZM227 93V92H226ZM225 93V94H226ZM242 93V95H244ZM259 93V92H257ZM30 94V95H29ZM38 93H33V96L36 97H40V95H36ZM72 94V93H71ZM132 94V93H131ZM135 94V93H134ZM152 94V93H151ZM184 94V93H183ZM182 94V95H183ZM190 94V93H189ZM194 94V93H193ZM230 94V90L228 92V95ZM235 94V93H234ZM254 94V93H253ZM14 95V96H13ZM17 95V96H16ZM97 95V93H96ZM98 95V96H99ZM180 95V94H179ZM181 95V96H182ZM185 95V94H184ZM187 95V94H186ZM185 95V97H186ZM226 95V98H228ZM252 95V92H251ZM248 95V98L249 96ZM257 95V94H256ZM261 95V93H260ZM180 96V97H181ZM231 96V94H230ZM236 96H240V95H236ZM246 96V93L245 95ZM20 97V96H19ZM31 97V98H32ZM44 100V96L42 94L41 96ZM40 97V98H41ZM120 97V99L117 98ZM174 97V96H173ZM176 97V96H175ZM174 97V98H175ZM201 97V96H199ZM234 97V96H233ZM242 97V96H241ZM241 97H239L238 99H240ZM252 97V96H251ZM256 97V96H255ZM262 96H260L259 98H261ZM264 97V96H263ZM30 98V100H31ZM40 98H37L38 100ZM48 98V97H47ZM55 98H59V97H55ZM100 98V96H99ZM187 98V97H186ZM231 98V97H230ZM237 99V97H235ZM234 98V99H235ZM254 98V97H253ZM20 99V98H19ZM19 99L17 100L19 102ZM33 99V98H32ZM66 99V98H64ZM68 99V98H67ZM88 99V100H89ZM184 99V98H183ZM229 99V98H228ZM232 99V98H231ZM237 99V101H239ZM243 100V98H241ZM256 99V98H255ZM28 99V102L30 101ZM35 99H33L34 101ZM36 100L35 104L37 105V103H39V101ZM45 100H48L45 98ZM44 100V101H45ZM72 100V99H71ZM75 100V99H74ZM81 106L84 107L85 102H83L84 100L81 99ZM94 100V99H93ZM96 100H100L97 99ZM105 100V99H104ZM103 100V101H104ZM177 100V98H176ZM241 100V101H242ZM258 100V99H257ZM264 100V98L262 99ZM259 100V103L260 101ZM13 101V100H12ZM15 100V104L18 105L19 103L22 102H17ZM33 101L31 103H33ZM38 101V102H37ZM51 101V100H50ZM49 101V102H50ZM86 101V100H85ZM159 101V100H158ZM188 101V100H187ZM229 101V100H228ZM232 101V100H231ZM247 101V100H246ZM67 102V101H66ZM91 102V100H90ZM157 102V101H155ZM167 102V101H166ZM175 102V100H174ZM184 102V101H183ZM252 102V101H251ZM264 102V101H263ZM59 103V102H58ZM73 103V101L71 102ZM75 103V102H74ZM77 103V101H76ZM75 103V104H76ZM80 103V102H79ZM93 103V102H92ZM95 103V102H94ZM109 103V102H108ZM192 103V102H191ZM247 103V102H246ZM255 103V102H254ZM253 103V104H254ZM13 104V103H11ZM40 104V103H39ZM52 104V103H51ZM83 104V105H82ZM90 104V103H89ZM97 104V103H96ZM159 104V102H158ZM164 103H162L163 105ZM261 104V103H260ZM34 105V104H32ZM41 105V104H40ZM45 105V104H44ZM43 105V106H44ZM77 105V104H76ZM75 105V106H76ZM79 105L76 106L79 108ZM106 105V104H105ZM192 105V104H191ZM246 105V104H245ZM240 105V106H245ZM50 106V105H49ZM48 105L46 107H49ZM89 106V105H88ZM94 106V105H93ZM97 106V105H96ZM171 106V105H170ZM237 106V104H236ZM235 106V107H236ZM239 106V107H240ZM260 106V105H259ZM21 107V106H20ZM40 106H38L37 108H39ZM86 107V106H85ZM166 107V106H165ZM234 107V106H233ZM232 107V108H233ZM246 107V106H245ZM248 107V106H247ZM253 107V106H252ZM262 107V106H261ZM36 108V106H31L28 108V110H23L24 108H19V115H22L23 117L26 118L28 124L32 126H34L35 128H37V130H41L42 126H47V127H54L53 125L50 126L49 125V119H52L51 117L49 119H47L46 115H44V113L48 111H45V106L43 110V114L42 112H40L38 109ZM97 108V107H95ZM107 108V107H106ZM104 107V110L106 109ZM161 108V107H160ZM207 108V107H206ZM238 108V106H237ZM250 108V107H249ZM51 109V108H50ZM49 109V110H50ZM86 109V108H84ZM94 109V108H93ZM187 109H189L190 111H187ZM253 109V108H252ZM256 109V108H255ZM258 109V107H257ZM261 108H259L260 110ZM83 110V109H82ZM166 110V109H165ZM184 112H183V111ZM241 110V109H240ZM248 110V109H247ZM264 110V109H261ZM45 111V112H44ZM68 111V110H66ZM85 112V110H83ZM82 111V112H83ZM89 111V109H88ZM97 110H95L96 113ZM236 111V109H235ZM245 111V109H244ZM256 111V110H255ZM49 112H53L52 109ZM56 111H54L55 113ZM159 112V110L157 111ZM183 112V113H182ZM239 112V109H238ZM93 112V114H95ZM166 113V112H165ZM164 113V114H165ZM244 113V112H243ZM254 113V112H252ZM57 114V112H56ZM54 114V115H56ZM90 114V111H89ZM159 114V113H158ZM184 116H183V115ZM214 114V113H213ZM260 114V113H259ZM52 116V114H50ZM62 115V114H61ZM87 112H86V116H87ZM92 115V114H90ZM97 116H99L96 113ZM103 115V114H102ZM215 115V114H214ZM238 115V114H237ZM249 116V114H247ZM253 115V114H252ZM18 116V115H17ZM59 116V115H57ZM69 116V115H68ZM161 116V115H160ZM167 116V113H166ZM182 116V117H181ZM251 116V114H250ZM263 116V115H262ZM19 117V116H18ZM56 117V116H55ZM67 117V116H66ZM73 117V116H72ZM93 117V116H92ZM95 117V116H94ZM207 117V116H206ZM215 117V116H214ZM254 117V116H253ZM62 117L60 116V119ZM96 118V117H95ZM202 118V117H201ZM247 118V117H246ZM258 118V117H257ZM21 119V118H20ZM24 119V118H23ZM45 119H47L48 121H46ZM59 119V118H58ZM59 119V120H60ZM68 119V118H67ZM78 119V118H77ZM85 119V118H84ZM98 119V118H97ZM165 119V118H164ZM169 119V118H168ZM205 119V118H204ZM245 119V118H244ZM243 119V120H244ZM256 119V118H255ZM163 120V119H162ZM161 120V121H162ZM248 120V119H246ZM30 121V122H29ZM48 122V124H46V122ZM54 121V120H53ZM52 121V123H53ZM105 121V120H103ZM202 121V119H201ZM200 121V122H201ZM55 122V121H54ZM166 122V120H165ZM245 122V121H244ZM8 123V122H6ZM63 123V122H62ZM262 123V122H261ZM67 124V123H66ZM73 124V123H72ZM76 124V123H75ZM241 124V123H240ZM7 125V124H6ZM5 125V128H6ZM81 125V124H80ZM91 125V124H90ZM242 125V124H241ZM244 125V124H243ZM242 125V126H243ZM8 126V125H7ZM40 126V127H39ZM56 126V125H55ZM115 126V125H114ZM237 126V125H236ZM3 127V125H2ZM9 127V126H8ZM77 128V127H76ZM93 128V127H92ZM207 128L209 129V126H207ZM240 128V127H239ZM4 130V128H2ZM51 129V128H50ZM86 129H90L91 128H86ZM96 129V128H95ZM53 130V129H52ZM56 130V129H55ZM76 130V129H74ZM80 132L82 129H79ZM221 130V128H220ZM225 130V127L223 128V131ZM45 131V129H44ZM68 131V130H67ZM72 131V130H71ZM83 131V130H82ZM1 132V131H0ZM47 132V131H46ZM77 132V131H76ZM85 132H87V130H85ZM91 132V131H90ZM95 132V131H94ZM100 132V130H99ZM225 132V131H224ZM228 132V131H227ZM58 133V132H57ZM65 133V132H64ZM71 133V132H70ZM89 133V131L87 132ZM230 133V132H229ZM233 133V132H231ZM62 134V133H61ZM77 135V141L78 139H86L87 142L90 136L88 138L86 137L87 135H84L82 133H74ZM73 134V135H74ZM82 134V137H81ZM227 134V133H226ZM74 135V137L76 136ZM84 135V137H83ZM100 135V134H99ZM216 135V134H215ZM219 135V134H218ZM217 135V136H218ZM224 135V134H223ZM222 135V136H223ZM236 135V132L235 134ZM233 135V136H234ZM237 135H239V133H237ZM61 136V135H60ZM80 136V137H79ZM94 136V135H93ZM96 136V135H95ZM103 136V135H102ZM130 136V135H129ZM207 136L208 137V141H206V144H200V141L202 139V137ZM247 136V135H246ZM66 137V135H65ZM73 137V136H72ZM71 137V138H72ZM73 137V138H74ZM100 137V136H99ZM104 137V136H103ZM102 137V138H103ZM175 137V138H174ZM235 137V136H234ZM76 138V137H75ZM95 138V137H94ZM97 138V137H96ZM101 138V137H100ZM101 138V139H102ZM173 138L174 141L171 139ZM221 138V137H220ZM226 138V137H225ZM224 138V139H225ZM36 139V138H35ZM70 139V138H69ZM83 139V140H84ZM98 139V138H97ZM108 139V138H105ZM223 139V140H224ZM235 139V138H234ZM73 140V139H72ZM75 140V139H74ZM73 140V141H74ZM204 140V139H203ZM240 140V138H239ZM256 140V139H255ZM85 141V140H84ZM97 141V140H96ZM102 141V140H100ZM105 140H103L104 142ZM204 141V142H205ZM222 141V140H221ZM227 141V139H226ZM231 141V140H230ZM261 141V140H260ZM259 141V144H261ZM263 141V140H262ZM82 142V141H81ZM80 142V143H81ZM88 145V149L90 150V154H92V159L89 161L85 158H83L81 156V154L79 155L77 154H71L70 152L66 153V154H58L59 157L58 158H52L50 159V161L55 165L57 164H61L60 166L63 165V169L60 170V168H56V166H52L51 164L49 165H43L39 162L35 161V158L31 161H19L16 158L14 160H16V164L15 166H13L12 164V160L10 158V156L6 155V160L11 163V166H7V165H0V170L1 172H3L4 174H7L9 172H11V175L13 176L15 174V176H17L18 178H20V175L24 174L23 169H21V167H23L26 171L25 173H27V177H25V179L23 178L22 182L25 189L19 192V203L22 204V206H17L14 207L16 208V213L18 215V217H14L11 216L12 220L15 221L11 222V233H13L14 238L16 240V244L15 247H17L18 249H16L14 251L13 254V261L17 262L19 261L20 263L23 264H41L42 263H46V264H66V257H68L69 259L74 258L73 261L68 262V264H180V260L179 261H175L177 260V256L182 257L181 255L185 253L184 250H186L187 248H184L182 246H180L179 244L182 241H188L191 243V236H195L197 243L195 244H199L205 246V247H211L209 249L213 250V247L220 245V242H225V235L223 233V224L219 223V220H211L210 218L207 219V216H210L211 213H209V211L207 210H203L202 211V206L200 205L199 201H195L191 198L186 197L187 195H179L176 194L174 195L175 192H173V196H169L172 194H168L169 191L163 189L159 190L157 187L151 186L148 189H146L145 187H143V185L138 181V179H131L130 177L126 176V173L124 174L123 172H121L119 170V168H123V170H125L126 172H128V170L126 169V166H122L119 162V159H121V151L119 150H113L109 149L108 146L106 144H102L100 143H95V144H87ZM108 142V141H107ZM112 142V141H111ZM239 142V141H237ZM74 143V142H73ZM92 143V142H91ZM232 143V142H231ZM236 143V142H235ZM240 143V142H239ZM257 143V142H256ZM250 144V143H249ZM264 144V142H263ZM80 145V144H79ZM253 145V144H252ZM262 145V144H261ZM81 146V145H80ZM243 146V145H242ZM258 146V145H256ZM221 147V146H220ZM234 147V146H233ZM237 147V146H236ZM248 147V146H247ZM231 148V146H230ZM238 148V147H237ZM41 149V148H40ZM57 149V147H56ZM260 149V148H259ZM224 150V149H222ZM239 150V148H238ZM3 151V150H2ZM225 151V150H224ZM232 151V150H231ZM42 153V151H41ZM57 153V152H56ZM75 153V152H74ZM225 153V152H224ZM145 154V153H144ZM94 157V158H93ZM47 158V157H46ZM231 161V160H230ZM233 162V160H232ZM24 163V164H23ZM124 163V162H123ZM231 163V162H230ZM27 164V165H26ZM144 165V164H143ZM147 166V165H146ZM152 166V165H151ZM170 166H174L175 168H172V170H170ZM235 166H236V162H235ZM247 167V166H246ZM151 168V167H150ZM154 168V167H153ZM156 168V167H155ZM180 168V169H177ZM233 168V167H232ZM158 169V168H157ZM156 169V170H157ZM149 170V169H148ZM185 170V171H184ZM209 170H212L213 172H209ZM236 170V169H235ZM252 170V169H251ZM33 172L32 174H30L31 172ZM160 171H163L160 169ZM190 173H188V172ZM253 171V170H252ZM245 172V171H243ZM153 173V172H152ZM156 173V172H155ZM158 173V172H157ZM197 175H195V174ZM223 173V172H222ZM2 174V173H1ZM128 174V173H127ZM151 174V173H149ZM210 174V175H211ZM237 175V174H236ZM246 176L248 175L247 173L245 174ZM156 178L157 175L155 174ZM154 176V177H155ZM238 176V175H237ZM242 176V175H241ZM22 177V176H21ZM24 177V175H23ZM216 177V176H215ZM250 177V176H249ZM10 178V177H9ZM151 178V177H150ZM202 179V180H201ZM218 179V177L216 178ZM240 179V178H239ZM162 180V179H161ZM235 180V179H234ZM17 181V180H16ZM160 181V180H159ZM200 181V182H198ZM238 181V180H236ZM14 182V181H13ZM153 182V181H151ZM10 183V182H8ZM213 183V182H212ZM243 183V182H242ZM1 184V182H0ZM13 185V184H12ZM18 185V184H17ZM156 185V184H155ZM193 186V187H192ZM203 186V185H202ZM205 186V185H204ZM203 186V187H204ZM6 187V186H4ZM198 187V186H197ZM3 188V187H2ZM216 188V187H215ZM214 188V189H215ZM16 189V188H15ZM198 189V188H196ZM209 189V190H210ZM224 189V188H223ZM8 190V189H6ZM5 190V191H6ZM25 190V191H24ZM165 190V191H164ZM200 190V189H199ZM202 190V187H201ZM204 190V189H203ZM24 191V192H23ZM216 191V190H215ZM224 191V190H223ZM4 192V190H3ZM205 192V191H204ZM209 192V191H208ZM217 192V191H216ZM238 192V191H237ZM242 192V191H241ZM207 193V192H206ZM210 193V192H209ZM243 193V192H242ZM198 194V193H197ZM202 195V193H200ZM213 194H210V198L212 197L213 199ZM2 195V192H1ZM10 196L12 194H9ZM15 195V194H14ZM192 195V194H191ZM208 195V194H207ZM216 195V194H215ZM16 196V195H15ZM176 198H175V197ZM7 197V196H6ZM172 197V198H171ZM174 197V198H173ZM194 197V196H191ZM227 197V196H226ZM244 197V196H243ZM209 198V197H208ZM207 198V199H208ZM218 198V197H217ZM16 199V198H15ZM224 199V198H223ZM216 200V199H215ZM213 200V201H215ZM219 200V199H218ZM231 200V199H230ZM229 200V202H230ZM21 201V202H20ZM205 201V200H203ZM209 201V200H208ZM213 201H209V204L212 203ZM201 202V201H200ZM207 203V202H206ZM218 203V202H217ZM216 203V204H217ZM226 203V202H225ZM233 203V202H232ZM7 204V203H5ZM224 204V203H223ZM18 205V204H17ZM203 205V204H202ZM231 205V202H230ZM232 205H236V204H232ZM11 206V205H10ZM201 206V207H200ZM12 207V206H11ZM207 207V206H206ZM226 207V206H225ZM234 207V206H232ZM0 208H2L0 206ZM204 208V207H203ZM231 208V207H230ZM229 208V209H230ZM206 209V208H205ZM237 209V208H236ZM233 209L232 210H236ZM13 211V207L11 209ZM160 210V211H159ZM2 211L4 212V210L0 209V214L2 213ZM156 211L160 212V215H158L159 213H155ZM211 211H214L213 209ZM218 211H216L217 213ZM236 212V211H235ZM240 212V211H238ZM215 213V212H214ZM221 213V212H220ZM232 213V212H231ZM241 213V212H240ZM247 214V213H246ZM5 215V214H4ZM9 215V214H8ZM12 215V214H11ZM217 215V214H216ZM220 215V214H219ZM243 215V214H242ZM6 216V215H5ZM4 216V217H5ZM156 216V217H155ZM213 216V214H212ZM238 216V215H237ZM250 216V215H249ZM228 217V216H227ZM239 217V216H238ZM10 218V217H9ZM157 218V219H156ZM212 218V217H211ZM218 218V216H217ZM225 218V217H223ZM8 219V216H7ZM220 219V218H219ZM227 219V218H226ZM225 219V220H226ZM233 219V218H232ZM249 219V218H248ZM35 220V224L31 225V222ZM224 220V221H225ZM244 220V218H243ZM250 220V219H249ZM5 221V220H4ZM221 221V219H220ZM227 221V220H226ZM7 222V221H6ZM28 222V223H27ZM103 222L105 224V222H109L106 225H103V231H105V234L101 235V228H102V223ZM223 222V221H222ZM224 223V222H223ZM229 222H227L228 224ZM90 224L94 225L92 228H89ZM232 224V222H231ZM3 226V225H2ZM20 226V227H19ZM22 226V227H21ZM29 226L28 230H26V227ZM153 226H155V228H153ZM8 227V226H7ZM2 228V227H1ZM71 228H80V229H85V233L84 235V242L81 244V246L79 247V252H76L72 249L71 244L69 243L71 241V239H69L70 241H68V236L66 233H64V230H69ZM226 228V227H225ZM157 229V230H155ZM160 229V230H158ZM229 229V228H228ZM3 230V229H2ZM6 230V229H5ZM77 230V229H76ZM256 230V229H255ZM9 231V230H8ZM84 232V230H82ZM230 231V230H229ZM2 232V231H1ZM4 232V231H3ZM7 232V231H6ZM97 232V234H95ZM241 233V231L239 232ZM244 233V232H243ZM94 234L93 238H89L91 235ZM242 234V233H241ZM71 235V234H70ZM73 235V234H72ZM90 235V236H88ZM223 235V236H222ZM9 236V235H8ZM232 236V235H230ZM247 236V235H246ZM5 237V236H4ZM227 237V236H226ZM2 238V236H1ZM71 238V237H70ZM235 239V238H234ZM3 240V238H2ZM5 240V239H4ZM239 240V239H238ZM13 242V241H12ZM196 242V241H195ZM238 242V241H237ZM262 242V241H261ZM1 245V244H0ZM5 245V244H4ZM12 245V243H11ZM224 245V244H223ZM76 246V245H75ZM236 246V245H235ZM11 247V246H8ZM6 246V248H8ZM221 248V246H219ZM224 247V246H223ZM226 247V246H225ZM11 249V248H10ZM216 249V247H215ZM234 249V248H233ZM5 250V249H4ZM9 250V249H7ZM198 250V249H197ZM218 250V249H217ZM222 250H225L222 249ZM227 250V249H226ZM3 251V250H2ZM10 251V250H9ZM184 251V253H183ZM191 251V250H190ZM196 251V250H195ZM199 251V250H198ZM214 251V250H213ZM221 251V250H220ZM1 252V251H0ZM4 252V251H3ZM32 252V253H31ZM191 252H186L188 253L186 255V257H189L188 259H184V258H180L186 261V264H196L195 261L191 260ZM6 253V252H5ZM3 253V254H5ZM8 253V251H7ZM185 253V254H186ZM205 253V252H204ZM221 253V252H220ZM229 253V252H228ZM231 253V252H230ZM235 253V252H234ZM2 254V253H1ZM194 254V253H193ZM7 255V254H6ZM174 255V256H173ZM195 255V254H194ZM198 255L199 254L198 252ZM5 256V255H2ZM1 256V257H2ZM216 256V255H215ZM242 256V255H241ZM198 257V256H197ZM228 257V256H227ZM4 258V257H3ZM226 258V257H225ZM175 259V260H174ZM222 258H220L221 260ZM230 259V258H229ZM5 261V259H2ZM197 260V259H196ZM204 260H207L204 259ZM7 261V260H6ZM5 261V262H6ZM4 262V263H5ZM10 262V260H9ZM3 263V262H1ZM183 263V262H182ZM10 264V263H9Z\"/></svg>",
    "mask_w": 264,
    "mask_h": 264
}]
</instances>
